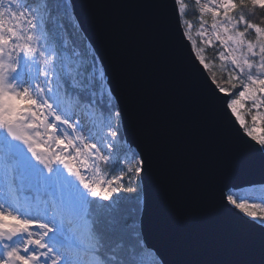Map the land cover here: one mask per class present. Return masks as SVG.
<instances>
[{"label":"snow or ice","instance_id":"snow-or-ice-1","mask_svg":"<svg viewBox=\"0 0 264 264\" xmlns=\"http://www.w3.org/2000/svg\"><path fill=\"white\" fill-rule=\"evenodd\" d=\"M157 7L237 169L257 157L264 169V136L246 123L264 122V0H195L198 25L185 0ZM142 135L72 0H0V264H174L149 235L157 158ZM209 191L228 243L260 258L208 264H264V176L221 174Z\"/></svg>","mask_w":264,"mask_h":264},{"label":"water","instance_id":"water-1","mask_svg":"<svg viewBox=\"0 0 264 264\" xmlns=\"http://www.w3.org/2000/svg\"><path fill=\"white\" fill-rule=\"evenodd\" d=\"M72 2L108 61L126 126L143 134L140 139L157 158L149 185L152 242L174 264L258 260V245L240 252L228 243L224 213L212 203L209 187L221 174L259 180L264 169L259 157L237 169L231 134L158 23L163 0Z\"/></svg>","mask_w":264,"mask_h":264},{"label":"trees","instance_id":"trees-1","mask_svg":"<svg viewBox=\"0 0 264 264\" xmlns=\"http://www.w3.org/2000/svg\"><path fill=\"white\" fill-rule=\"evenodd\" d=\"M186 3L189 4V8H188V15L185 17V19H187L189 22L194 23L198 20V14L197 15H193V10L195 8V6L193 5V3L191 1H186ZM257 16L259 17V13H257ZM208 56H211V51L209 50L208 52H206ZM248 124V122H246ZM249 125V124H248ZM260 129H261V134L259 135V137L264 136V122L260 123Z\"/></svg>","mask_w":264,"mask_h":264},{"label":"rangeland","instance_id":"rangeland-1","mask_svg":"<svg viewBox=\"0 0 264 264\" xmlns=\"http://www.w3.org/2000/svg\"><path fill=\"white\" fill-rule=\"evenodd\" d=\"M186 1H188V0H185V2ZM189 1H191L193 3V5L195 6V0H189ZM202 2H204V0H202ZM193 24L194 25H198V20L196 22H194ZM193 34H195V29H193ZM206 55H207V53H206ZM245 111H247V110L245 109ZM246 122H248L249 127L253 131V133L259 137V135L261 134L260 133L261 132L260 123L262 121L258 120V121L255 122V124H253V122L251 120V117L250 116H246Z\"/></svg>","mask_w":264,"mask_h":264}]
</instances>
